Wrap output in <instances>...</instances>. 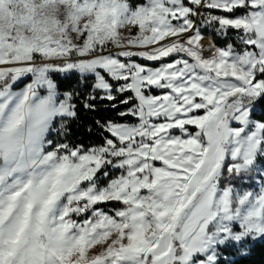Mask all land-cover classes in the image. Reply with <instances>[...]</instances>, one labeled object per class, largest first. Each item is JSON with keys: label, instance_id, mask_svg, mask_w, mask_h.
<instances>
[{"label": "snow or ice", "instance_id": "6c2138e0", "mask_svg": "<svg viewBox=\"0 0 264 264\" xmlns=\"http://www.w3.org/2000/svg\"><path fill=\"white\" fill-rule=\"evenodd\" d=\"M261 100L264 0H0V264L247 255L264 239ZM98 101L118 119L71 143Z\"/></svg>", "mask_w": 264, "mask_h": 264}, {"label": "trees", "instance_id": "16d2710c", "mask_svg": "<svg viewBox=\"0 0 264 264\" xmlns=\"http://www.w3.org/2000/svg\"><path fill=\"white\" fill-rule=\"evenodd\" d=\"M205 35H212L218 46H223L227 39L223 37H218L214 32L205 29ZM60 84L62 89L65 88H76L78 90L84 91L83 86L79 85L75 77L71 78L69 81H65L62 77H55ZM99 107L96 112H89L84 110L82 105H79V118L77 120L71 121L69 123L70 134L67 139L73 143H83L85 145H92L101 142L100 129L95 125V120H106V119H118L116 113L118 110L111 109L110 107H104L107 102H97ZM123 107V106H121ZM254 118L260 119L264 118V100H261L254 108ZM89 128L92 130L89 131ZM58 138L63 142V137H53ZM235 257L224 262V264H264V239H259L254 241L249 247L247 255L241 256L236 255L237 252L231 251Z\"/></svg>", "mask_w": 264, "mask_h": 264}, {"label": "rangeland", "instance_id": "374dc122", "mask_svg": "<svg viewBox=\"0 0 264 264\" xmlns=\"http://www.w3.org/2000/svg\"><path fill=\"white\" fill-rule=\"evenodd\" d=\"M205 44H207L209 41L206 39ZM257 183H258V179H257ZM259 240V239H258ZM256 241V240H255ZM254 241H249L248 242V247L253 243ZM248 247H247V252H248ZM225 255L228 256L229 259H233L235 256L233 254H231L230 250L228 252L225 253ZM236 255H239L238 253Z\"/></svg>", "mask_w": 264, "mask_h": 264}]
</instances>
